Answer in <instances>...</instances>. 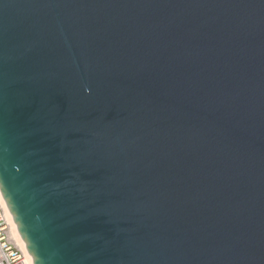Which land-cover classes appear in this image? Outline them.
I'll return each instance as SVG.
<instances>
[{
  "label": "water",
  "instance_id": "1",
  "mask_svg": "<svg viewBox=\"0 0 264 264\" xmlns=\"http://www.w3.org/2000/svg\"><path fill=\"white\" fill-rule=\"evenodd\" d=\"M0 190L35 264H264V0H0Z\"/></svg>",
  "mask_w": 264,
  "mask_h": 264
},
{
  "label": "built area",
  "instance_id": "2",
  "mask_svg": "<svg viewBox=\"0 0 264 264\" xmlns=\"http://www.w3.org/2000/svg\"><path fill=\"white\" fill-rule=\"evenodd\" d=\"M0 190V264H29L27 256L14 241L12 227Z\"/></svg>",
  "mask_w": 264,
  "mask_h": 264
},
{
  "label": "bare ground",
  "instance_id": "3",
  "mask_svg": "<svg viewBox=\"0 0 264 264\" xmlns=\"http://www.w3.org/2000/svg\"><path fill=\"white\" fill-rule=\"evenodd\" d=\"M3 202H4V206H5V210L7 211V214H8V218H9V223H10V226L12 227V232H13V235L15 237V240H17V244L18 246L20 247V249L23 251V253L27 256V259L29 261V264H35L34 263V260L32 258V255H30V253L28 252L27 250V247H26V244H25V241L22 239L21 237V234L19 232V229H18V226L15 224V221L12 217V214L11 212L9 211L8 207H7V204L5 202V199L3 198Z\"/></svg>",
  "mask_w": 264,
  "mask_h": 264
},
{
  "label": "rangeland",
  "instance_id": "4",
  "mask_svg": "<svg viewBox=\"0 0 264 264\" xmlns=\"http://www.w3.org/2000/svg\"><path fill=\"white\" fill-rule=\"evenodd\" d=\"M12 234H13V232H12ZM13 236V238H14V241L17 243V240H15V237H14V235H12ZM18 245V244H17ZM19 247V246H18ZM20 248V247H19Z\"/></svg>",
  "mask_w": 264,
  "mask_h": 264
}]
</instances>
